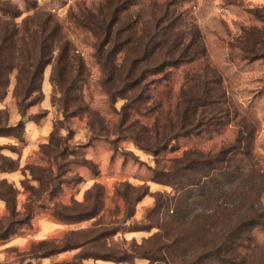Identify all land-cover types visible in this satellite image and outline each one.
I'll return each instance as SVG.
<instances>
[{
  "label": "trees",
  "instance_id": "obj_1",
  "mask_svg": "<svg viewBox=\"0 0 264 264\" xmlns=\"http://www.w3.org/2000/svg\"><path fill=\"white\" fill-rule=\"evenodd\" d=\"M135 4L134 0H107L95 15H84L79 25L92 39L91 58L100 70L102 78L98 83L110 105L118 99L124 101L120 111L113 109L118 118L112 131L117 137L114 141H130L154 157H165L164 168L150 170L151 181L171 191L152 193L147 183L135 187L121 182L115 186V195L122 207L115 203L117 209L110 214L106 210L105 188L96 182L82 211L77 209L79 205H57L53 216L62 224L88 220L97 223L71 233L73 243L43 241L39 246L50 247L52 254L82 250L79 257H74L75 263L64 264L87 259L114 264H135L137 259L148 264H264V168L253 156L254 133L242 121L232 144L215 152L188 149L171 157L179 150L175 143L180 139H210L230 123L231 111L225 107L220 78L207 65L201 37L195 29H185L175 3L160 7L149 21H143L139 11L133 10ZM31 10L40 9L34 5ZM0 13L11 19L20 15L19 10L1 9ZM256 19L261 27L244 30L238 46L230 47L248 63L264 60V15ZM32 23L36 24L35 30L27 31L26 39L17 38L19 32L13 25L0 34V57L18 42L23 46L19 50L20 64L15 67V98L19 108L25 102L31 107L41 101L44 69L58 47L51 83L63 98V114L67 117L70 93L78 80L63 66L69 50L67 42L58 37L60 29L51 16H35ZM179 67L187 70L174 95L175 104L161 109L152 125L142 123V107L152 98H165L166 94L152 96L157 88L172 93L167 70ZM9 70L11 67L0 59V100L6 96L5 75ZM160 106L157 103L155 109ZM17 128H23L22 121L13 127ZM147 196L153 202L136 221V205ZM0 197L7 205L5 217L0 218L2 224L6 217L13 218L19 212L13 187ZM26 200L22 205L25 214V204L30 202ZM120 214V223L112 220L107 227L102 225L105 215L111 220ZM12 225L0 227V239L9 238ZM135 232L150 235L140 244L132 240L129 250L109 249L107 241L116 234ZM57 244L58 248L53 247Z\"/></svg>",
  "mask_w": 264,
  "mask_h": 264
},
{
  "label": "rangeland",
  "instance_id": "obj_2",
  "mask_svg": "<svg viewBox=\"0 0 264 264\" xmlns=\"http://www.w3.org/2000/svg\"><path fill=\"white\" fill-rule=\"evenodd\" d=\"M105 1L0 0V10L20 12L15 19L0 13V34L13 25L19 32L17 38L21 39L27 31L35 30L36 24L32 23L35 16L47 14L52 17L53 23L60 29L58 37L67 42L69 49L63 66L78 79L75 90L70 93L72 99L67 117H64L63 98L51 83L53 65L59 53L57 47L51 56V63L44 69L41 101L31 107H27L25 102L19 108V100L14 95L15 67L20 64L22 43L18 42L1 53L0 59L11 70L5 75L6 96L0 100V194L13 187L19 213L13 218L6 217V222L0 224L3 228L13 224V233L9 238L0 239V264L74 262V257L82 253L81 249L52 254L50 247L42 249L39 243H73L75 238L71 233L91 228L97 223L88 220L62 224L53 216L57 205H79L77 209L82 211L88 205L85 198L94 193L96 182L105 188L106 210L110 214L117 209L115 203L122 207L115 195V186L121 182L135 187L147 183L152 193L171 191L169 187L151 181L150 170L164 168L165 157H154L130 141H114L117 137L112 131L118 118L113 109L120 111L124 101L118 99L110 105L98 83L102 78L100 70L91 58L92 39L79 25L84 15H95ZM172 2L177 7V13L182 14L185 29L191 31L193 28L201 37L207 65L220 78L225 107L230 109L231 116L230 123L210 139H180L175 143L179 150L171 157L179 156L188 149L206 153L230 145L236 138L238 125L244 121L254 133L251 144L253 156L264 168V60L245 62L238 50L230 48L231 45L238 46L244 30L261 27L256 16L264 15V0H134L133 10L139 11L143 21H149L160 7ZM34 5L40 10L33 12L31 8ZM64 42L63 45H66ZM186 70L183 67L167 70L172 93L157 88L152 96L166 94L165 98H152L142 107L145 114L142 123L152 125L161 109L168 108L167 104H175L174 95L182 84V73ZM157 103L161 106L155 109ZM20 121L23 128L13 129ZM8 196L12 198V195ZM26 199L30 202L25 204L28 208L25 214L22 207ZM152 202L153 198L147 196L136 205V221L141 220L144 209ZM8 205L11 206V203ZM6 206L0 197V218L5 217ZM112 220L120 223L121 214L111 220L105 215L102 225L107 227ZM149 235L145 232L119 233L109 239L107 245L114 251L129 250L132 240L140 244ZM256 236L260 238L258 234ZM53 247L58 248L59 244ZM76 263L104 264L92 259ZM146 263L136 261V264Z\"/></svg>",
  "mask_w": 264,
  "mask_h": 264
},
{
  "label": "crops",
  "instance_id": "obj_3",
  "mask_svg": "<svg viewBox=\"0 0 264 264\" xmlns=\"http://www.w3.org/2000/svg\"><path fill=\"white\" fill-rule=\"evenodd\" d=\"M139 262H145L146 260H143V259H137ZM136 260V261H137ZM93 262H102V263H104V264H114V263H112V262H109V261H100V260H98V261H94V260H92ZM136 261H135V264H136ZM147 262V261H146ZM146 264H148V262L146 263Z\"/></svg>",
  "mask_w": 264,
  "mask_h": 264
}]
</instances>
